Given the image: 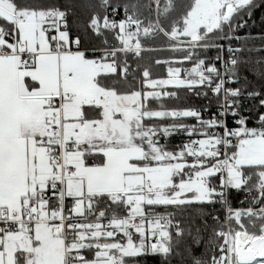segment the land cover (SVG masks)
Here are the masks:
<instances>
[{"label": "snow or ice", "instance_id": "1", "mask_svg": "<svg viewBox=\"0 0 264 264\" xmlns=\"http://www.w3.org/2000/svg\"><path fill=\"white\" fill-rule=\"evenodd\" d=\"M257 11L0 0V264H264V33L240 34ZM162 51L181 55L145 61Z\"/></svg>", "mask_w": 264, "mask_h": 264}, {"label": "trees", "instance_id": "2", "mask_svg": "<svg viewBox=\"0 0 264 264\" xmlns=\"http://www.w3.org/2000/svg\"><path fill=\"white\" fill-rule=\"evenodd\" d=\"M142 3H147L148 0H141ZM164 0H162V4H163ZM145 14H147V9H144ZM254 23L252 21H250V27L245 28L243 30L240 31L241 35H246L248 33H250L253 36H258L261 33H264V11H257L254 14L253 17ZM151 43V42H150ZM249 45L250 46H255V47H260L261 46V42L259 40L256 41H249ZM235 46V45H234ZM155 47V46H154ZM168 52V51H167ZM166 52V53H167ZM168 55H159L157 52H153V53H146L145 54V61H154L155 59H170V58H177L181 55V53L177 52L176 55L171 54L170 52L167 53ZM216 55V51L210 50L208 53L209 57H214ZM252 59L255 60L257 58H259V56H264V53H256L253 52L252 54ZM165 65H160L157 66L155 65V63L153 62L151 64V69L153 72V76L154 78H165L167 76L166 73V69H165ZM183 93H181V96L183 97ZM187 104L189 105H203L204 101L203 100H197L195 97L190 96L187 99ZM177 103L179 102H175V101H169L168 104L169 106H175ZM247 104L251 107L253 105L252 101H247ZM244 115L249 116V122H248V126L249 127H254L256 126V113L255 110H253L252 112H245ZM180 136L181 135H174L173 137L170 138V146L172 145H176L179 143L180 140ZM244 199V194L243 193H236L233 192L232 195V203L235 207H241L242 205L240 204V201ZM243 206H248L247 203ZM140 264H159L158 258L152 257V256H147V257H142L140 259Z\"/></svg>", "mask_w": 264, "mask_h": 264}, {"label": "rangeland", "instance_id": "3", "mask_svg": "<svg viewBox=\"0 0 264 264\" xmlns=\"http://www.w3.org/2000/svg\"><path fill=\"white\" fill-rule=\"evenodd\" d=\"M161 44H162V42L160 41V40H156V41H154V42H151V45L152 46H155V47H160L161 46ZM167 51H162V52H157L159 55H168L167 53L168 52H170V51H168L167 53H166ZM171 54H173V55H176L177 53H173V52H170ZM180 57V56H179ZM179 57H177V58H179ZM170 59H174L173 57L172 58H170ZM161 60H169V59H161ZM165 69H166V73H167V70H168V65L166 64L165 65ZM165 78H167V76L165 77ZM157 79H158V77H157ZM164 79V78H163ZM181 144V142H180V140H179V143L178 144H176V145H180ZM172 146H174V145H172Z\"/></svg>", "mask_w": 264, "mask_h": 264}, {"label": "built area", "instance_id": "4", "mask_svg": "<svg viewBox=\"0 0 264 264\" xmlns=\"http://www.w3.org/2000/svg\"><path fill=\"white\" fill-rule=\"evenodd\" d=\"M204 103H205V102H204ZM204 103H203V104H204ZM207 118H208V116H207V114H205V119H207ZM189 122H193V121H189ZM228 122H229V125H230V126H233V125H232L231 118H229V121H228ZM193 138H196V137H193ZM187 139H188V138H187L186 135H181V136H180V142H181V144L187 142Z\"/></svg>", "mask_w": 264, "mask_h": 264}, {"label": "crops", "instance_id": "5", "mask_svg": "<svg viewBox=\"0 0 264 264\" xmlns=\"http://www.w3.org/2000/svg\"><path fill=\"white\" fill-rule=\"evenodd\" d=\"M156 79H157V78H156ZM158 79H163V78L160 77V78H158ZM164 79H165V78H164Z\"/></svg>", "mask_w": 264, "mask_h": 264}]
</instances>
